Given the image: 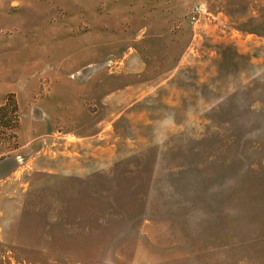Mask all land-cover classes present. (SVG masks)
<instances>
[{"label": "rangeland", "instance_id": "obj_1", "mask_svg": "<svg viewBox=\"0 0 264 264\" xmlns=\"http://www.w3.org/2000/svg\"><path fill=\"white\" fill-rule=\"evenodd\" d=\"M6 105L0 264H264V0H0Z\"/></svg>", "mask_w": 264, "mask_h": 264}, {"label": "built area", "instance_id": "obj_2", "mask_svg": "<svg viewBox=\"0 0 264 264\" xmlns=\"http://www.w3.org/2000/svg\"><path fill=\"white\" fill-rule=\"evenodd\" d=\"M199 13H200L199 8H196L193 20H196V16L199 15Z\"/></svg>", "mask_w": 264, "mask_h": 264}, {"label": "trees", "instance_id": "obj_3", "mask_svg": "<svg viewBox=\"0 0 264 264\" xmlns=\"http://www.w3.org/2000/svg\"><path fill=\"white\" fill-rule=\"evenodd\" d=\"M8 107H9L8 105L0 107V111H5Z\"/></svg>", "mask_w": 264, "mask_h": 264}]
</instances>
